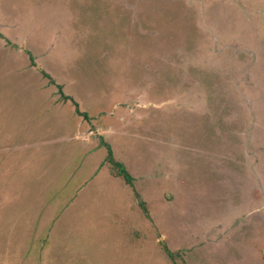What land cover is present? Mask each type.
<instances>
[{
    "label": "rangeland",
    "instance_id": "obj_1",
    "mask_svg": "<svg viewBox=\"0 0 264 264\" xmlns=\"http://www.w3.org/2000/svg\"><path fill=\"white\" fill-rule=\"evenodd\" d=\"M0 264H264V0H0Z\"/></svg>",
    "mask_w": 264,
    "mask_h": 264
},
{
    "label": "trees",
    "instance_id": "obj_2",
    "mask_svg": "<svg viewBox=\"0 0 264 264\" xmlns=\"http://www.w3.org/2000/svg\"><path fill=\"white\" fill-rule=\"evenodd\" d=\"M30 59H31V61H33V57H30ZM43 75L45 77L48 76V74L46 72H43ZM59 88H60V92L62 94V89H61L60 86H59ZM63 97L65 99H69V97H67V96H63ZM105 147H106V150H107L106 161L110 165L111 172L115 176L122 177L128 185L133 186V177L130 175V173L128 172V170L124 167V164L122 162H120V161H117L114 158L113 153H112V150H111L110 147H108L107 145H105ZM165 251H166V253H167V255L169 257H173V254L167 248H165Z\"/></svg>",
    "mask_w": 264,
    "mask_h": 264
}]
</instances>
